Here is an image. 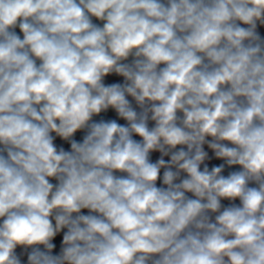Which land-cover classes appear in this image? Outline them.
<instances>
[{"label": "clouds", "instance_id": "obj_1", "mask_svg": "<svg viewBox=\"0 0 264 264\" xmlns=\"http://www.w3.org/2000/svg\"><path fill=\"white\" fill-rule=\"evenodd\" d=\"M0 264H264V0H0Z\"/></svg>", "mask_w": 264, "mask_h": 264}, {"label": "built area", "instance_id": "obj_2", "mask_svg": "<svg viewBox=\"0 0 264 264\" xmlns=\"http://www.w3.org/2000/svg\"><path fill=\"white\" fill-rule=\"evenodd\" d=\"M57 143L59 144V143H61L59 140H57ZM66 148L68 147V145H64ZM62 239V237H58L55 241H54V243H56L57 244V246H59V243H60V240Z\"/></svg>", "mask_w": 264, "mask_h": 264}, {"label": "trees", "instance_id": "obj_3", "mask_svg": "<svg viewBox=\"0 0 264 264\" xmlns=\"http://www.w3.org/2000/svg\"><path fill=\"white\" fill-rule=\"evenodd\" d=\"M111 79V78H110ZM80 137V134L79 133H77V138H79Z\"/></svg>", "mask_w": 264, "mask_h": 264}, {"label": "crops", "instance_id": "obj_4", "mask_svg": "<svg viewBox=\"0 0 264 264\" xmlns=\"http://www.w3.org/2000/svg\"><path fill=\"white\" fill-rule=\"evenodd\" d=\"M111 114V113H110ZM80 134V133H79ZM81 135V134H80ZM214 163H216L215 161H214Z\"/></svg>", "mask_w": 264, "mask_h": 264}, {"label": "water", "instance_id": "obj_5", "mask_svg": "<svg viewBox=\"0 0 264 264\" xmlns=\"http://www.w3.org/2000/svg\"><path fill=\"white\" fill-rule=\"evenodd\" d=\"M154 159H155V156H154Z\"/></svg>", "mask_w": 264, "mask_h": 264}]
</instances>
